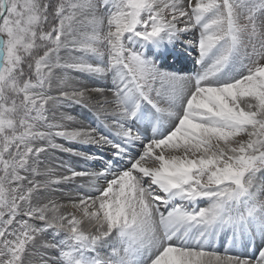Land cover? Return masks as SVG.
I'll use <instances>...</instances> for the list:
<instances>
[{"label":"snow or ice","instance_id":"obj_1","mask_svg":"<svg viewBox=\"0 0 264 264\" xmlns=\"http://www.w3.org/2000/svg\"><path fill=\"white\" fill-rule=\"evenodd\" d=\"M177 43L197 50L199 71L164 70ZM70 72L109 82L92 90L106 131L49 116L89 107V90L69 88ZM49 149L102 167L42 171ZM258 175L264 0H0V264H264V247L251 259L214 243L222 232L234 245L264 240ZM78 177L88 178L82 196L40 201ZM48 232L60 239L38 249Z\"/></svg>","mask_w":264,"mask_h":264},{"label":"rangeland","instance_id":"obj_2","mask_svg":"<svg viewBox=\"0 0 264 264\" xmlns=\"http://www.w3.org/2000/svg\"><path fill=\"white\" fill-rule=\"evenodd\" d=\"M198 34V30H196L195 35L193 37L197 38L196 35ZM185 41H188V38L184 39ZM194 50H196L194 48ZM197 51V50H196ZM60 76H63V73L58 74ZM67 76L69 77L68 79V86L69 88H82V89H87L90 90L92 88L96 89V88H107L108 85L106 83H108V81L106 82L105 80L98 78V77H89L86 76L85 74H76V73H68ZM97 82V83H96ZM105 83V84H102ZM102 84V85H101ZM53 95L56 94L55 91V87L54 90L52 92ZM108 95V94H105ZM102 99V96L97 98L95 100V102L100 101ZM94 101H92L90 99V105L93 106ZM84 107H81L79 105H72L70 107L65 106L63 108H57L54 112H50L49 116L53 119L54 122H64L63 121V117L66 115H70L73 117V120L71 122H68V126L69 127H77L75 126V119L80 122V118H84V119H88V117L90 116L91 110L87 109ZM93 110L97 109L95 107H92ZM81 114V115H80ZM90 127H87L86 129H92L91 123H89ZM93 126H95V123L93 124ZM79 128V127H77ZM55 143L58 144H62L65 148H74V144L72 143L70 146V142H66L63 139L60 138H56ZM76 146L78 145V143L75 144ZM78 151H81L79 148H76ZM70 155V154H69ZM87 155L91 156L89 153H87ZM72 157V158H71ZM76 156L72 155L70 156V158H67L65 161V154L63 152H61L60 150H55V149H49L43 156H41V161L42 163V167L41 170H50L51 172H53L56 175H70V171L69 170H74V171H80V169H82L83 167L80 165V163L82 162L81 159H79L78 157V163H75L74 159ZM57 162V164H55ZM66 162V163H65ZM54 163V164H53ZM68 163H72V164H68ZM65 167H68V169H66ZM98 171V170H97ZM84 180H86V177H78L76 178L74 181H69V182H65L63 184L60 185H52L50 187H48L46 190H42L41 195L39 197L40 201H41V196L43 195V193L46 196H49V201H51L50 199H52L53 201L57 198L56 194L59 193L61 195H65V194H73L72 196H70L69 198L65 199L66 205L69 204L71 201L75 200L77 197H79V195L82 193V195L87 191L84 189L85 186L87 185V180L86 182H83ZM264 182V181H262ZM79 184H83L81 185V188L84 189L85 191H79V194L76 193V189L79 188L78 185ZM56 189V190H55ZM80 195V196H82ZM261 199H264V196H261ZM42 202V201H41ZM203 204V203H202ZM205 206V205H204ZM69 211H73L71 208H67ZM86 228L89 227L88 224H85ZM44 242H54L53 240H58L60 238H56L53 236V234L51 232L42 234L41 237ZM217 243L220 242V240L218 239L216 241ZM40 246V245H39ZM39 246H37V248L39 249ZM43 251L40 250L37 254V256L35 257V259L38 262L39 259V255H43ZM46 255L48 257H52L53 259L56 257L57 253L54 250H49Z\"/></svg>","mask_w":264,"mask_h":264},{"label":"bare ground","instance_id":"obj_3","mask_svg":"<svg viewBox=\"0 0 264 264\" xmlns=\"http://www.w3.org/2000/svg\"><path fill=\"white\" fill-rule=\"evenodd\" d=\"M107 82V81H106ZM107 85H109V82L106 83ZM94 88L90 89L89 90V95H90V98L92 101H94L92 105L89 104V107H87V109H90L91 112L90 113V116L88 117V119H84V118H80V122H78L76 119H75V126L79 127V128H84L86 129L87 127H90L89 126V123H91V126H92V129L95 128V126H93V124L95 123V121L93 120L95 117L98 116L97 114V111L96 110H93L92 107H95L97 109V102H95V100L99 97H101V95L99 93H96L95 91H92ZM105 94H108L107 92H105ZM109 95V94H108ZM86 109V110H87ZM81 115V114H80ZM101 117H104L103 115H99ZM71 146V144H70ZM72 147V146H71ZM71 156V155H70ZM80 159V158H79ZM86 180L88 181V178L86 177ZM79 191H83V190H79ZM73 194H65V195H61L59 193L56 194L57 198L54 200V202L58 203V204H65L66 205V202H65V199L69 198L70 196H72ZM82 195V193L80 194ZM79 195V196H80ZM74 197V196H72ZM41 201L42 202H48L49 201V196H46L44 193L43 195L41 196ZM51 201H53L52 199H50ZM65 211H69L67 208L64 209ZM86 226V225H85ZM89 226V225H88ZM44 242V240L42 238H39L37 240V246L41 245L42 243Z\"/></svg>","mask_w":264,"mask_h":264}]
</instances>
